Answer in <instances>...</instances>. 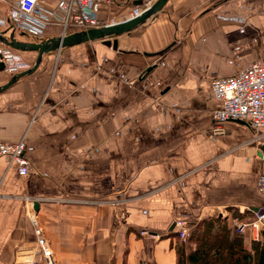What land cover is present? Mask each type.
I'll use <instances>...</instances> for the list:
<instances>
[{"label":"crops","instance_id":"crops-1","mask_svg":"<svg viewBox=\"0 0 264 264\" xmlns=\"http://www.w3.org/2000/svg\"><path fill=\"white\" fill-rule=\"evenodd\" d=\"M142 2L104 1L100 17L127 19ZM21 54L30 68L36 52ZM256 61L264 0H169L115 49L96 40L45 54L0 91V140L23 139L29 160L20 176L0 157V264L36 251L31 214L57 264H177L176 219L264 211V132L212 118L211 80ZM11 76L0 72V86Z\"/></svg>","mask_w":264,"mask_h":264},{"label":"built area","instance_id":"built-area-1","mask_svg":"<svg viewBox=\"0 0 264 264\" xmlns=\"http://www.w3.org/2000/svg\"><path fill=\"white\" fill-rule=\"evenodd\" d=\"M104 1L108 0H0V23L6 34L8 32H23L30 41H38L46 37L48 26H57L61 34L88 28L101 27L114 23V20H104L100 10ZM154 0H143L142 4L132 8L130 16H136L148 8ZM71 30V31H70ZM0 62L3 69L0 72L16 74L29 67L20 52L0 44ZM214 97L221 103L212 111L216 124L226 121H242L255 134L264 132V63L256 61L246 68L228 77H216L211 80ZM25 142H6L0 140V157L7 158L14 164L20 176L29 172V160L25 155ZM262 170L257 179L256 188L264 195V154L260 155ZM26 202L32 206V197H26ZM35 202V201H34ZM32 204V205H31ZM35 234L36 251L26 260L15 264H57L48 242L41 233L34 214L29 215ZM235 231L246 235L251 231L264 230V211L254 217L236 223ZM174 230L182 241L187 240L190 233V223L185 218L174 221ZM144 230L142 234H146Z\"/></svg>","mask_w":264,"mask_h":264},{"label":"trees","instance_id":"trees-1","mask_svg":"<svg viewBox=\"0 0 264 264\" xmlns=\"http://www.w3.org/2000/svg\"><path fill=\"white\" fill-rule=\"evenodd\" d=\"M50 28L58 27L48 26L46 35ZM191 224L194 226L186 241L188 246L175 234L179 240L177 264H264V231L262 239L252 240L250 248H246L243 238L221 218Z\"/></svg>","mask_w":264,"mask_h":264},{"label":"water","instance_id":"water-1","mask_svg":"<svg viewBox=\"0 0 264 264\" xmlns=\"http://www.w3.org/2000/svg\"><path fill=\"white\" fill-rule=\"evenodd\" d=\"M168 1L169 0H154L148 8L142 10L136 16L129 17L118 22L96 28L77 30L67 34H60L58 36H48L38 41L22 40L17 38L14 32L6 34L5 32L0 31L1 44L21 53L36 52L37 54L33 65L22 72L12 74L9 81L0 86V91L7 88L21 76H25L33 72L40 64L42 57L50 52H56L66 47L96 40H100L103 44L111 46L115 49L117 46L118 36L122 34H129L131 31L147 24L149 21L154 19L159 12L163 11ZM19 35L25 36L23 32L19 33ZM2 69L3 64L0 62V70ZM238 122L244 123L242 121ZM38 206V202L35 201L33 204L34 209L38 210Z\"/></svg>","mask_w":264,"mask_h":264},{"label":"rangeland","instance_id":"rangeland-1","mask_svg":"<svg viewBox=\"0 0 264 264\" xmlns=\"http://www.w3.org/2000/svg\"><path fill=\"white\" fill-rule=\"evenodd\" d=\"M3 18V17H2ZM2 18H0V20H2ZM3 29H5V27L3 26V24H2V22L0 23V31H3V32H5ZM9 33V32H8ZM16 37L17 38H20V39H22V40H28V41H30L29 40V38H27L26 36H20L19 35V33H17L16 34ZM1 44V43H0ZM24 54V53H23ZM252 217V216H251ZM254 217V216H253ZM213 218H217V217H213ZM249 218V216L248 215H245L244 217H234V216H230V219L228 220V222H231V224H228V222H227V226H230V225H232V227H234L235 225H236V223H238V222H241V221H244V220H246V219H248ZM223 221H225V220H223ZM193 224H191L190 223V231L193 229ZM235 228V227H234ZM264 231V230H263ZM257 232V231H256ZM259 233L261 232V231H258ZM258 232L257 233H255V235L253 236V235H245V237H243V235H240L239 233H237V234H239L242 238H251L252 236L256 239V236L258 235ZM183 242V241H182ZM186 245L188 246V243L186 242ZM54 256V255H53ZM39 263H42V264H44L42 261H39Z\"/></svg>","mask_w":264,"mask_h":264}]
</instances>
